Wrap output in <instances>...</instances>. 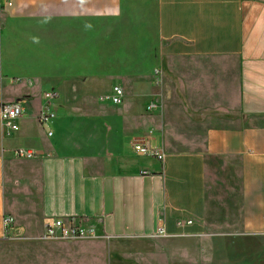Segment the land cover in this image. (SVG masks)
I'll use <instances>...</instances> for the list:
<instances>
[{"label":"crops","instance_id":"crops-1","mask_svg":"<svg viewBox=\"0 0 264 264\" xmlns=\"http://www.w3.org/2000/svg\"><path fill=\"white\" fill-rule=\"evenodd\" d=\"M79 21L88 37L109 24L96 34L99 60L91 44L84 69H133L113 85L127 95L111 120L42 126L44 94H59L45 88L46 75L60 83L80 68ZM127 38L132 66L111 56L126 52ZM138 52L150 56L145 64ZM13 102L24 114L11 135L0 121V240L6 217L24 230L39 216L41 235L48 218L62 217L101 236L190 243L225 226L216 218L237 201L240 231L223 241L264 246V0H0V109ZM146 140L163 161L137 156L134 145ZM18 149L36 157L16 158Z\"/></svg>","mask_w":264,"mask_h":264},{"label":"rangeland","instance_id":"rangeland-1","mask_svg":"<svg viewBox=\"0 0 264 264\" xmlns=\"http://www.w3.org/2000/svg\"><path fill=\"white\" fill-rule=\"evenodd\" d=\"M93 28L95 36L88 37L85 23L77 22L80 67L77 73L64 77L60 83L54 82L53 75H46L44 79L45 88H54L60 94L57 105L52 107L51 112L49 111L52 115L49 120L54 123L61 120L70 127L76 122L82 126L87 123L99 124L102 120L114 118L113 112H117L122 105L111 106L101 99L109 95L113 85H118L116 79L125 74L130 75L133 69H126L125 72L128 73H123V70L114 67L105 71L100 68L84 69V66L91 62L90 53L86 52L91 44H93L94 59L99 60L100 52L97 45L98 43L100 45L102 38L96 37V34H100L103 28H109V24L102 26L99 22L94 24ZM52 43V36L45 37V45L50 50ZM124 44L120 50H124L126 46L125 53L121 50L120 57H117L116 53L111 56H114L117 64L125 61L127 65L132 66L130 58L135 55L134 48H136L133 38H127ZM47 55L51 56L50 51H47ZM137 56L142 61L141 64H145L150 58L144 52H138ZM42 91L43 88L30 89L29 102L39 101ZM126 95L125 89V97ZM34 108L35 112L32 113L33 117L28 126L30 133L39 130L34 115L40 110V103H35ZM46 111L48 114V110ZM38 121L42 126L48 122L43 118L42 111ZM66 153L70 154L72 151ZM236 203L229 214L219 213L216 218L220 225L225 226L208 227V239L190 243L166 237L111 238L101 236L99 233L93 239L43 240L41 235L43 221L39 216H35L24 230L17 229L13 225L11 229L9 228V236L0 240V264H264L262 259L264 246L260 243L249 245L250 250H254L252 252L247 250L244 244L239 246L223 241L225 235L240 231L241 215L238 202ZM180 238L185 240L187 237Z\"/></svg>","mask_w":264,"mask_h":264},{"label":"built area","instance_id":"built-area-1","mask_svg":"<svg viewBox=\"0 0 264 264\" xmlns=\"http://www.w3.org/2000/svg\"><path fill=\"white\" fill-rule=\"evenodd\" d=\"M8 6H11L9 3ZM159 71L156 72V76L159 77ZM160 83V79H157V84ZM59 98V94L55 91L46 92L44 94V100L46 106L43 109V118L49 121V117L52 116L51 109L53 103ZM125 98V91L120 86H114L109 95L102 97V101L111 102L115 106L123 103ZM48 110V114H46ZM24 114L23 105L21 102L4 103L0 109V121L3 125V129L7 135L18 131V121ZM48 123V122H47ZM47 127V124L44 125ZM52 136V132H49ZM134 150L139 157H151L160 161L164 160V155L161 150L154 148L152 144L146 140L134 145ZM15 157L19 159L31 160L36 157V153L29 149H18L15 151ZM14 224L13 219L10 217L5 218V227L10 228ZM188 224H193L192 221H188ZM180 226H184L181 222ZM9 236V235H7ZM98 236V230L93 225H88L84 219L78 218H48L45 221L44 233L42 235L43 240H76V239H93Z\"/></svg>","mask_w":264,"mask_h":264},{"label":"bare ground","instance_id":"bare-ground-1","mask_svg":"<svg viewBox=\"0 0 264 264\" xmlns=\"http://www.w3.org/2000/svg\"><path fill=\"white\" fill-rule=\"evenodd\" d=\"M49 121H50V120H49ZM49 121H48V123H47V126H48V127H49V125H48V124H49Z\"/></svg>","mask_w":264,"mask_h":264}]
</instances>
